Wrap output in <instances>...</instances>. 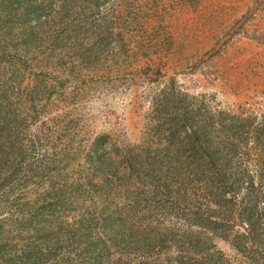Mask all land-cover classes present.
<instances>
[{
  "label": "rangeland",
  "instance_id": "1",
  "mask_svg": "<svg viewBox=\"0 0 264 264\" xmlns=\"http://www.w3.org/2000/svg\"><path fill=\"white\" fill-rule=\"evenodd\" d=\"M0 264H264V0H0Z\"/></svg>",
  "mask_w": 264,
  "mask_h": 264
},
{
  "label": "clouds",
  "instance_id": "2",
  "mask_svg": "<svg viewBox=\"0 0 264 264\" xmlns=\"http://www.w3.org/2000/svg\"><path fill=\"white\" fill-rule=\"evenodd\" d=\"M106 132H107V129L103 124H101L97 127V135H99L101 133H106Z\"/></svg>",
  "mask_w": 264,
  "mask_h": 264
}]
</instances>
